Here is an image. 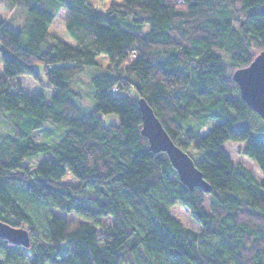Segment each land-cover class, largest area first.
I'll list each match as a JSON object with an SVG mask.
<instances>
[{
	"label": "trees",
	"instance_id": "1",
	"mask_svg": "<svg viewBox=\"0 0 264 264\" xmlns=\"http://www.w3.org/2000/svg\"><path fill=\"white\" fill-rule=\"evenodd\" d=\"M108 1L101 12L90 0H0L26 12L19 28L0 19V117L11 128L0 133V219L30 235L28 246L0 237V264H264V179L223 148L244 143L264 174V119L233 79L264 51V0ZM62 7L74 45L49 31ZM100 55L107 69L85 114L74 84ZM22 75L50 97L28 93ZM141 98L177 145L204 153L195 163L210 190L190 189L149 148ZM47 121L65 129L54 144L34 138ZM177 202L200 229L170 213Z\"/></svg>",
	"mask_w": 264,
	"mask_h": 264
},
{
	"label": "rangeland",
	"instance_id": "2",
	"mask_svg": "<svg viewBox=\"0 0 264 264\" xmlns=\"http://www.w3.org/2000/svg\"><path fill=\"white\" fill-rule=\"evenodd\" d=\"M101 12H106L109 1H101V0H90ZM259 9H264V4H260L257 6ZM25 12V11H23ZM22 10L18 8H9L4 3L0 2V19H2L4 22H10L9 24L14 26L15 28H19L23 21H24V14ZM26 13V12H25ZM67 16V9L62 7L53 22L49 25V31L57 36L58 38L74 45L75 40L74 38L69 34V32L66 29L65 26V20ZM98 64L93 66H87L84 70V72L80 75V77L76 80L74 87L75 89L81 94L80 97L77 99L78 104L80 105L82 111L85 114H88L94 107V87L92 85V78L94 75L101 73L107 69L108 65V59L104 55H100L97 57ZM36 68L39 73L43 74V65L37 64ZM3 72V65L0 63V74ZM24 88L28 93H38L41 90L45 92V94L50 97L51 90L43 86L41 82L37 81L31 76L28 75H22L20 76ZM114 117L110 116L107 119V122L112 121ZM10 125L2 118L0 117V133L7 134L10 132ZM65 133V129H62L58 127L57 125L53 124L50 121H47L44 124V127L40 130L35 131L34 138L37 141L47 142L50 144H54L62 138V136ZM63 134V135H62ZM223 148L230 158V160L235 164H242L248 168H250L256 177L259 180L264 179V174L261 172L259 166L257 163L250 157H248L244 153L245 144L242 142H226L223 144ZM191 156L193 157L195 162H199L203 159H205V155L202 151L196 150L194 147H192L189 150ZM52 154L50 152L47 153H41L32 156L31 158L25 160V165H28L29 167H34L37 165L40 161L52 158ZM62 181L65 182H71L73 184H77L78 180L72 176L70 173H68L66 176L63 177ZM205 210H209L208 208V202L205 204ZM56 214L66 217H72L75 219H80L74 212H65L59 209L55 210ZM170 213L176 217L182 224L185 226H188L193 229H200L201 225L192 217L191 212L188 207L184 206L183 204L177 202L174 204L171 209ZM107 221H110L111 219L108 217L106 218Z\"/></svg>",
	"mask_w": 264,
	"mask_h": 264
},
{
	"label": "water",
	"instance_id": "3",
	"mask_svg": "<svg viewBox=\"0 0 264 264\" xmlns=\"http://www.w3.org/2000/svg\"><path fill=\"white\" fill-rule=\"evenodd\" d=\"M233 79L238 84L245 102L264 119V51L257 54L249 65L236 69ZM139 107L142 116V133L149 140V148L156 152L167 153L180 180L190 189L200 186L210 190L209 183L204 179L194 159L175 143L145 98L139 100ZM0 237L15 244L25 246L30 244L27 229L14 227L1 219Z\"/></svg>",
	"mask_w": 264,
	"mask_h": 264
}]
</instances>
